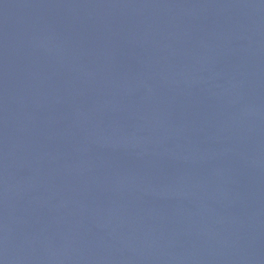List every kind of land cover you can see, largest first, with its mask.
Masks as SVG:
<instances>
[{"label":"water","instance_id":"obj_1","mask_svg":"<svg viewBox=\"0 0 264 264\" xmlns=\"http://www.w3.org/2000/svg\"><path fill=\"white\" fill-rule=\"evenodd\" d=\"M0 264H264V0H0Z\"/></svg>","mask_w":264,"mask_h":264}]
</instances>
